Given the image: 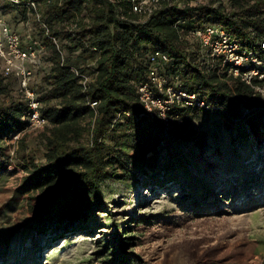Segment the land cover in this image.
Instances as JSON below:
<instances>
[{
    "label": "trees",
    "instance_id": "1",
    "mask_svg": "<svg viewBox=\"0 0 264 264\" xmlns=\"http://www.w3.org/2000/svg\"><path fill=\"white\" fill-rule=\"evenodd\" d=\"M35 1L46 28L33 17L29 31L46 47L34 74L39 81L33 77L31 85L48 124L40 130H23L25 100L17 91L16 79L4 76L0 69V172L13 155L26 171L18 188L36 230L55 222L67 227L84 225L106 206L102 188L105 180L124 182L153 168L147 155L163 141V123L135 122L125 116L115 119L120 110L139 109L137 85L147 76L152 50L168 56L166 69L177 70L189 91L197 92L212 105L223 106L231 121L241 123L245 119L243 127L237 129L240 137L251 135L259 141L264 135V101L259 94L218 65L209 71L200 66L199 43L191 34L196 24L222 22L253 46L256 37L264 34V0L183 5L177 0H162L148 16L133 12L130 0ZM4 4L11 10L18 8ZM24 16H29L27 10ZM181 20L186 23L181 24ZM26 30H19L22 38ZM91 51L97 54L93 60L96 74L84 89L79 75L91 73V62L86 63L85 57ZM90 99H97L96 108L89 106ZM244 107L252 109L245 118ZM183 113L186 121L192 115ZM22 130L11 155L5 137ZM30 133L45 148L40 162L27 152ZM211 195L212 189L206 191L205 197ZM206 202L197 200L195 211L203 212L214 203ZM133 222L135 227L129 222L114 226L117 241L113 245L104 241L103 249L108 250L101 257L103 264H234L230 256L222 255L218 244L200 237L182 239L171 251L155 257L154 263L140 255L121 254L139 239L130 232L151 220L136 217Z\"/></svg>",
    "mask_w": 264,
    "mask_h": 264
},
{
    "label": "rangeland",
    "instance_id": "2",
    "mask_svg": "<svg viewBox=\"0 0 264 264\" xmlns=\"http://www.w3.org/2000/svg\"><path fill=\"white\" fill-rule=\"evenodd\" d=\"M3 5L10 25L20 31L29 28L22 7ZM29 20L33 23L32 15ZM96 55L85 53L86 63ZM34 78L39 81L38 74ZM244 121L235 123L222 112H194L185 125L166 131L156 151L148 153L153 168L124 182L105 180V208L84 225L72 227L55 222L36 230L18 188L26 171L11 154L0 172V264H103L101 257L108 250L104 241H117L114 226L129 222L135 227L136 217L151 222L130 232L139 239L121 254L154 263L182 239L200 237L218 244L234 264H264V135L259 141L251 135L240 137L237 129ZM44 151L30 133L29 155L40 162ZM210 189L213 195L207 198ZM197 200L214 203L197 212Z\"/></svg>",
    "mask_w": 264,
    "mask_h": 264
},
{
    "label": "built area",
    "instance_id": "3",
    "mask_svg": "<svg viewBox=\"0 0 264 264\" xmlns=\"http://www.w3.org/2000/svg\"><path fill=\"white\" fill-rule=\"evenodd\" d=\"M161 1L130 0V5L133 12L148 16ZM5 2L27 10V14L39 21L43 28H46V25L39 18L35 0H0V69L4 76L16 79L17 91L25 100L26 108L22 117L26 125L23 130H40L48 124V119L40 112V101L31 84L41 64L46 45L43 40L33 37L29 31L32 26L29 16L25 21L29 28L22 38L19 30L13 28L5 18L3 8ZM180 23L185 24L186 21L181 20ZM191 34L199 43L200 66L206 71L211 70L215 65L220 66L227 75L250 86L264 101V34L256 37L253 46L234 34L222 22L196 24L191 29ZM53 41L56 42V39L53 38ZM91 49L98 51L96 48ZM168 60V56L158 49L149 53L150 65L147 76L137 85L139 109L120 110L115 119L125 116L131 117L135 122L160 121L165 131H168L185 125L186 116L183 112L193 114V109L226 114L227 111L223 106L212 105L197 92L189 91L177 70L166 69ZM94 62L88 65L91 73L83 72L79 75L84 89L95 77ZM71 70L77 72L74 67H71ZM88 103L90 107L96 108L98 101L90 99ZM251 113L252 109L242 108V117L245 118ZM23 130L5 137L10 145L11 154L14 153L16 141Z\"/></svg>",
    "mask_w": 264,
    "mask_h": 264
},
{
    "label": "bare ground",
    "instance_id": "4",
    "mask_svg": "<svg viewBox=\"0 0 264 264\" xmlns=\"http://www.w3.org/2000/svg\"><path fill=\"white\" fill-rule=\"evenodd\" d=\"M74 235V237H78V234H73ZM64 238V237H63ZM63 238H61V239H63Z\"/></svg>",
    "mask_w": 264,
    "mask_h": 264
}]
</instances>
